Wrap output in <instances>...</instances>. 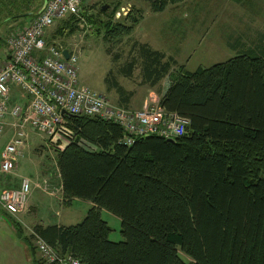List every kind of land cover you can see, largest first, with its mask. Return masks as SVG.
<instances>
[{
    "label": "trees",
    "instance_id": "obj_1",
    "mask_svg": "<svg viewBox=\"0 0 264 264\" xmlns=\"http://www.w3.org/2000/svg\"><path fill=\"white\" fill-rule=\"evenodd\" d=\"M182 2L148 0V6L160 14ZM125 19L129 25L107 23L105 36L133 34L139 18ZM263 54H238L188 71L138 44L143 83L152 89L168 79L159 107L188 120L186 134L173 141L140 138L126 146L116 124L68 118L74 141L55 151L62 196L67 205L77 199L93 207L79 224L37 225L33 234L80 264H264ZM101 210L120 219L122 242L109 240ZM14 227L34 264H57L36 259L31 238L18 223Z\"/></svg>",
    "mask_w": 264,
    "mask_h": 264
},
{
    "label": "rangeland",
    "instance_id": "obj_2",
    "mask_svg": "<svg viewBox=\"0 0 264 264\" xmlns=\"http://www.w3.org/2000/svg\"><path fill=\"white\" fill-rule=\"evenodd\" d=\"M35 1L37 0H0V56L5 51L4 41L8 35L22 29L32 17L31 13H35ZM220 1L222 5L218 8L219 16L212 22H205V14L209 6H217L214 0H187L180 7L179 11H182L183 16L196 15L197 21H183L182 15L176 13L181 22L180 27H174H178L175 36L181 38L184 45L181 48L190 59L185 64L189 71L224 63L238 54L264 52V0H239L237 3L229 1L231 5L225 8L223 14L221 8L226 0ZM104 6L106 9L102 11ZM128 14L139 18V23L145 21L140 24L141 29L139 30L140 26L136 27L129 36L107 38L105 25L117 22L129 25L130 21L125 19ZM151 15L148 0H85L81 6V19L56 22L47 31L46 41L74 50L77 55L79 87L105 95L115 107L124 106L138 111L146 102H157L161 96L160 85L151 89L142 81L138 58V44H143L140 40L151 42L163 50L172 49L177 43V39L169 40L168 36L164 37V32L170 25L169 13L155 17L154 23ZM130 64L133 67L130 76L126 77L124 73ZM167 80L164 79L161 85L163 88L167 85ZM116 85L124 90L122 94L117 91ZM13 99L19 100L17 92L13 93ZM10 129L6 128L0 137V153L11 137ZM25 132L27 142L21 153L22 157H17L16 166L10 175L0 173V186L11 178L12 181L20 178L30 180L26 209L24 207L25 211L22 210L19 220L24 237L31 238L33 244V231L37 225L45 227L58 224L68 227L79 224L93 204L77 199L70 205L66 204L59 189L56 150L48 146L42 134L29 127ZM81 144L86 150H95L93 146ZM100 213L102 220L111 229L109 240L114 243L122 242L120 219L105 210ZM2 228L0 264H34V258L22 237L18 249L16 247L11 257L8 256L2 245L1 234L6 230L10 236L11 233L5 225ZM178 254L184 261L191 262L181 252ZM35 258L41 260L37 252Z\"/></svg>",
    "mask_w": 264,
    "mask_h": 264
},
{
    "label": "built area",
    "instance_id": "obj_3",
    "mask_svg": "<svg viewBox=\"0 0 264 264\" xmlns=\"http://www.w3.org/2000/svg\"><path fill=\"white\" fill-rule=\"evenodd\" d=\"M84 1L45 0L39 12L4 41L5 51L0 56V137L8 126L13 134L0 153L1 174H10L17 157H22L28 127L42 134L49 147L63 151L75 138L68 123L70 117L96 118L118 125L123 132L121 143L126 146L140 138L167 140L186 134L189 121L165 112L158 101L146 102L135 111L115 107L104 96L79 87L76 53L68 49L66 60L64 47L48 43L46 33L56 22L80 20ZM14 92L19 100L13 99ZM30 185L28 178H22L17 189L1 191L0 209L17 216L25 207ZM33 246L46 263L80 264L72 257H60L35 235Z\"/></svg>",
    "mask_w": 264,
    "mask_h": 264
},
{
    "label": "crops",
    "instance_id": "obj_4",
    "mask_svg": "<svg viewBox=\"0 0 264 264\" xmlns=\"http://www.w3.org/2000/svg\"><path fill=\"white\" fill-rule=\"evenodd\" d=\"M186 1L187 0H184V2H182V3L178 4V5L168 6L166 8V10L164 12L160 13V14H152L151 15V17H154L153 20H152L153 23H154V22H156V20H154L155 17H159V15H163L166 12L169 13V19L168 20L170 21V25L167 28V30L164 32V37L165 36H168V39L169 40L177 39V43L175 44L176 46H174L172 49L163 50V49L159 48L158 46L153 45L151 42H148V41H144L143 42L142 40H140L141 43L148 45L154 51H158V52L163 53L166 58L173 59L177 63L178 66H183L185 69H186V65L185 64L187 62H189L190 59H189L188 56L185 55V53L183 52V50L181 48V47L184 46L182 44V42L180 41L181 38L178 37L177 35H176L177 38L175 36V32H176L175 30L178 27L177 28H174V27H176V26H179L180 27V22L181 21H180V18L177 16L176 13H180L182 15V11H179V10H180V7L183 6L186 3ZM214 1L216 2V5L217 6L215 8L209 6V8L206 10L205 22H212L213 19L216 16H219L218 8L221 7L222 2L220 0H214ZM229 1H232V0H226V2L224 3L223 7L221 8V14H223L225 12V8L228 5H231ZM234 1L237 3L239 0H234ZM44 2H45V0H37V1H35V3H34V6L35 7H33V8H37V9H36V11H35V13L33 15L31 13V16L32 17L41 9V7L43 6ZM241 2H242V0H241ZM177 11H179V12H177ZM32 17L29 18L28 22L32 19ZM185 19H188V20H185ZM189 19L192 22H194V21H197L198 20V17L196 15L195 16H187V17L182 15V20L183 21H189ZM144 22L145 21L142 20L138 24L137 28L140 26V24L142 25ZM158 26L160 28V24ZM140 29H141V26L139 27V30ZM162 38H163V36H162ZM231 58H233V57H231ZM197 68H199V67H197ZM164 79L161 80L160 83L158 84V85H160V90H161V93L160 94H161V96L165 93V91L169 87V81L168 80H167L168 81L167 82V85H165L164 88H163V86H161L162 83H163V81H164ZM7 128L10 129L11 127L8 126ZM10 132H11L10 135H12L13 134V130L10 129ZM95 150H93V151H95ZM58 177H59V173H58ZM59 179H60V177H59ZM20 181H21V178L19 180H15V181H12V178H11V180H9V182H6L5 185H1L0 186V192L3 191V190H6V189H17L19 187V185H20ZM59 189L62 191L61 180H59ZM25 209H26V206H25ZM25 209H24V211H25ZM27 209H28V206H27ZM21 213L18 216H16V217H12V216L8 215L6 212H4V211H2L0 209V230H2L3 229L2 226L5 225L6 227H8V230L11 233V236H10L8 234V231L6 230V231H3L2 234H1V237H2V245L5 247V249H6L5 251L8 253V256L9 257H11V255L15 252L14 249L16 247L18 249V247L20 245V240H19L18 236L16 235V231H15V227H14V222H16V223H18L20 225V220L19 219L21 217ZM47 226H51V225H47ZM56 226H60V225L56 224Z\"/></svg>",
    "mask_w": 264,
    "mask_h": 264
},
{
    "label": "water",
    "instance_id": "obj_5",
    "mask_svg": "<svg viewBox=\"0 0 264 264\" xmlns=\"http://www.w3.org/2000/svg\"><path fill=\"white\" fill-rule=\"evenodd\" d=\"M106 9V7L104 6V7H102V11H104ZM62 55H63V57L66 59V60H68V58H69V52L67 51V50H63L62 51ZM61 115L62 116H66V113L65 112H61ZM167 141H173L172 139H169V140H167Z\"/></svg>",
    "mask_w": 264,
    "mask_h": 264
}]
</instances>
